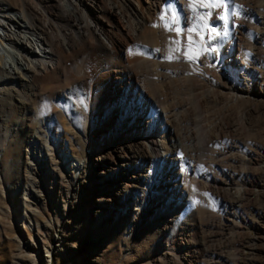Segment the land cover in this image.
Returning <instances> with one entry per match:
<instances>
[{
  "label": "bare ground",
  "instance_id": "6f19581e",
  "mask_svg": "<svg viewBox=\"0 0 264 264\" xmlns=\"http://www.w3.org/2000/svg\"><path fill=\"white\" fill-rule=\"evenodd\" d=\"M10 2L0 0V100H3L5 94L3 89H6V105L9 108L8 112L10 111L9 118H11L10 121L0 117V129L2 127L5 129L3 144L1 143L2 147H0V164L8 142L11 143L14 140L23 145L17 133L25 127L26 121L30 118L33 128L27 137L23 161L29 166H35L41 174L45 172L43 176L46 177L47 172L44 171V166L55 165L53 161H56L54 154L50 152H54L61 145L65 148L64 141L67 137L65 136L61 143H53L48 139V135L54 131L55 126L58 127V124H55L56 122L47 123L48 116L40 113V109L32 110L30 102L35 99L39 81L42 80L44 74L60 72L65 66L64 61L70 56L74 58L80 53L83 55L82 52L85 53L87 50L91 55L85 59L91 63L93 75L94 72L104 67H107L109 71L97 85H92L95 88V94L87 96L84 117L78 118V125H81L83 131V143L72 144L70 140L71 143L68 144L72 147L77 145V155L69 153L63 155L62 163L76 179L81 176L84 168L88 173L91 166L97 163L98 174H102L100 177L106 181L105 184H108L107 200L111 202L116 194L123 196L122 205L129 202V207L124 213L133 212L131 222L136 221L131 239L136 234L137 225L147 218H152L148 230L169 231L171 225L176 229V225L183 220L186 214L188 215L190 211L194 212L183 187L184 181L181 177L184 170H181L180 166L187 170V173L192 172L194 166L184 167L175 151L178 148H189L191 142V144L195 143L191 145V150L198 148L199 153L205 156L206 144L214 141V134L208 126H204L205 124L200 119H196L197 121L192 126L180 125L184 121H182L184 114L192 110L189 104L192 101L199 106L211 101L213 103L214 101L224 102L223 109L219 110L220 120H216L213 129H217L219 133L221 131L230 133L235 130L236 125L233 107L242 102L264 103V84L247 65L248 63L253 65L260 54L264 57V0H234L232 4H229L226 10H236L239 15L230 17L227 35H224L223 21L219 18L223 15V10L216 8L211 11L216 15L215 19L212 16L207 17L210 20L208 25L215 27L220 35L216 36L213 33L214 39L208 41L209 33L205 31L204 39L207 41L206 46L209 49L215 48V51L205 52L209 57L208 60L199 56L194 61L200 62L203 66L210 64L208 67L210 78L206 80L212 87L195 94L193 84H184V93L180 89L178 92L181 91L185 96L183 97L181 93V100L177 98L175 102L171 100L173 104L167 103V106L161 103L169 96V91L174 92L171 80L174 77L188 76L191 73V65L171 66L170 72L167 64L163 62L168 47V42L165 40L168 33L164 22L170 21L172 16V13L166 9L170 7L175 9L176 15L179 16L178 26L181 31L191 28L196 21L193 9L189 7L188 3L191 4L189 0H56L52 3L57 11L54 15L48 12L52 6L40 0L36 6L30 0H19L13 5ZM198 10L196 11L200 13ZM201 13L203 15V12ZM162 15L165 21L160 19ZM152 16V22H148ZM170 26L176 27V25ZM141 37L148 44L145 47L142 42L144 52H149V44L153 43V49L151 48L150 52L153 58L152 65L149 64L151 67L147 64L143 66V63L149 60H141L137 55L134 56V53L128 54ZM194 40H199V36H196ZM140 42L137 43L139 46L136 44L139 48L142 47ZM244 48L245 51H243ZM157 49L159 51H156ZM247 59L251 62H247ZM259 68V73L263 78L264 62ZM228 79H232L233 82H228ZM84 84L90 85L87 82ZM161 87L166 88V91H163ZM93 102H96L95 105H98L101 113L105 112L101 115V119L104 121L103 117H106L105 130L107 133L104 132L106 136L102 133L106 143H99L100 148L92 152L89 157L86 133L93 119L88 107ZM158 111L165 114L161 117L162 120L156 115ZM19 112H22L20 117H18ZM164 120L170 123L169 127L166 126V134H163L165 130L162 127ZM112 131L118 136L116 140L114 136L110 138ZM155 136L162 137V140L157 141ZM102 149L103 152L98 153ZM116 152L118 155L115 154ZM106 158L108 161L105 160ZM117 170L123 176L114 181L107 179V175H113ZM126 172L130 175L128 179H126ZM205 178L210 180L208 175H205ZM88 179L86 177V181ZM81 180L83 181V176ZM157 181H160L162 190L165 189L170 192V196L179 199V202H176L169 212H164L157 200L150 199L153 202L150 203V190L153 192L156 189L155 182ZM40 182L41 189L39 191L34 189L36 192L27 187L28 185L26 186L27 198L32 195L46 196L42 189L43 181ZM221 184L219 179L214 177L212 183L206 182L204 186L213 187L217 193H221L222 190L219 188ZM73 188L75 193H78L79 190L74 184ZM190 229L187 227L184 232L187 238L186 248L189 250L188 252L184 250L185 252L182 253V259L188 263L193 261L197 251L196 247L193 248L196 242L190 240L192 233L187 232Z\"/></svg>",
  "mask_w": 264,
  "mask_h": 264
},
{
  "label": "rangeland",
  "instance_id": "374dc122",
  "mask_svg": "<svg viewBox=\"0 0 264 264\" xmlns=\"http://www.w3.org/2000/svg\"><path fill=\"white\" fill-rule=\"evenodd\" d=\"M7 1H11L12 5L19 2V0ZM30 1L35 6L39 2V0ZM40 1L52 6L48 11L50 14L57 13L52 4L56 0ZM196 1L189 0L191 4L198 7L196 10L203 12V15L209 12V9L199 8L198 4L201 0ZM215 15L211 12L210 16L215 19ZM150 18L148 22H152L153 16ZM172 28L175 27L172 26ZM185 29L180 32L179 36L176 31L167 29L169 35L167 34L165 39L168 42L165 55L167 56L170 47H175L171 42L178 38L180 51L173 53L179 59L168 60L164 57L163 62L167 64L170 72L171 66L187 67L189 64L191 73L188 76L172 77L171 84L174 86V92L169 91V96L161 103L163 106L173 104L171 100L175 102L176 98L181 100L182 96H185L183 94L185 85L193 84L195 94L212 87L206 80L210 78L208 72L210 64L203 66L198 61L192 63L183 54L187 44ZM192 36L195 39L197 35L195 33L194 36L193 33ZM139 40L142 47H138L139 42L137 41L138 46L135 44L131 50L133 52L129 51L128 54L134 53L133 55H137L141 60H149V63L145 62L143 66L152 65L153 58L150 52L153 49V43L149 44V52H144L143 46L146 47L148 44L142 37ZM80 54L74 58L70 56L64 61L65 66L62 65L60 72L44 74L42 80L39 81L36 100L33 99L30 102L32 110L40 109V113L48 116L47 123L56 122L55 124H58V127L55 126L53 129L54 131L51 130L48 139L53 143H61L65 136L67 137L64 141L65 148L61 145L54 152H50L54 154L56 161H53L55 165L44 166V171L47 172L46 177L43 176L45 172L41 174L35 166H29L23 161L27 137L33 128L30 118L26 121L25 127L17 133L23 145L12 140L11 143L8 142L9 145L7 144L4 151L3 161L0 164L2 179L0 181V264H264V103L242 102L233 107L236 125L235 130L230 133L223 131L219 133L217 129H213L216 122L220 120L219 110L223 109L224 102L214 101L213 103L211 101L212 103H203V106L196 105L194 101L191 104L188 103L192 110L184 114L182 119L184 121L180 125L192 126L200 119L205 124L204 126H208L215 135H213L214 141L206 144L205 156L199 153L198 148L191 150V145L195 143L191 144L190 141H188L190 142L189 148H178L175 151L184 167L194 166L195 171L193 172L192 169L190 173L180 166L181 170H184L181 177L184 181L183 187L194 212L190 211L188 215L186 214L183 220L176 225V229L171 225L173 230L170 228L169 231L164 230V232L148 230L152 218H147L137 225L136 234L131 239L136 221L131 222L133 212L124 213L129 207V202L122 205L123 196L116 194L111 202L107 200L108 184H105L106 181L100 177L102 174H98L97 163L91 166L88 173L84 168L77 179L62 163L63 155H68V153L77 155V145L73 147L70 145V147L68 144L83 143L84 136L81 125H78V118L84 117L87 96L95 94V88L92 85H97L109 71L107 67H104L105 69H99L93 75L92 65L87 60L91 53L85 50V53L82 52L83 55ZM199 56L205 60L209 59L205 52ZM263 58L260 54L253 65L252 63L247 65L264 84V77L262 78L259 73V67L264 62ZM248 61L251 62L250 59H247ZM68 66L70 69L67 68ZM84 82L90 85L86 86ZM228 82L231 83L233 80L228 79ZM161 88L166 91V88ZM179 89L183 93L181 91L179 93ZM3 93L5 94L3 100H0V117L11 121L10 111L8 112L9 108L6 105L7 90L3 89ZM95 103L93 102L88 107V111L93 116L86 133L89 157L92 152L100 148L99 143H106L103 138V135L106 136L107 133L105 130L106 117H103L104 121L101 119V115L105 112L101 113ZM147 105L150 104L147 103ZM156 113L159 119L165 115L159 111ZM19 114L18 117L22 115V112ZM169 125L170 123L164 120L163 134L167 133ZM0 130V147H2L5 129L2 127ZM112 136L115 140L118 138L113 131L110 132V138ZM155 138L157 141L162 140V137L155 136ZM102 152L103 149L98 151V153ZM115 154L118 155V152ZM105 160L108 161L107 158ZM128 173L126 172V179L130 176ZM205 175H208L210 180L206 179ZM120 176L123 175L117 170L113 175H107V179L114 181ZM213 176L222 183L219 185L221 193H217L213 187L204 186L206 182L208 184L213 182ZM86 177L89 178L87 181ZM41 180L46 196L32 195L27 198L25 189L30 187L31 190L39 191ZM73 184L75 188H78V193H75ZM155 186L156 189L153 192L150 190L149 200L159 201L164 212L171 211L172 206L178 203L179 199L170 196V192L165 189L162 190L160 181L155 182ZM150 203L153 202L150 200ZM100 207L103 209L100 210ZM187 227L191 228L187 232L192 233L190 240L196 242L193 248L197 249L196 257L190 263L182 259V253L189 250L186 248L187 238L184 236Z\"/></svg>",
  "mask_w": 264,
  "mask_h": 264
},
{
  "label": "snow or ice",
  "instance_id": "6c2138e0",
  "mask_svg": "<svg viewBox=\"0 0 264 264\" xmlns=\"http://www.w3.org/2000/svg\"><path fill=\"white\" fill-rule=\"evenodd\" d=\"M234 0H207V2H204V0H201L199 7L201 8H207L209 9V12L205 15H201L199 12L196 11V5L191 4L190 7L193 9L194 17H195V23L193 26L189 29H187V44L185 45V51L184 56L189 61L197 60L199 55H201L203 52L208 51H215V48L209 49L207 45V41L204 39V32L207 31L209 33L208 41H211L214 39L213 33L216 36H219L220 33L216 31L215 27H209L207 22V17L211 15V10L220 8L223 10V15L220 16V20L223 21L222 27L224 28V35L228 34L227 31V25L230 17H235L239 15V12L236 10L228 11V5L232 4ZM166 11H169L172 13L170 21H165V17L162 15L160 19L164 22V27L169 30H174L177 32V35L179 36L181 29L179 28V16L176 15L175 9L170 7L166 9ZM170 25H176L175 28L170 27ZM199 29V31H197ZM196 33L197 36H199V40H194L192 34ZM175 47H170L168 54L166 56V59L173 60V59H179L178 56H174V52L180 51V41L174 40L171 42ZM131 51V50H130ZM156 51H159L158 49ZM208 195V194H205ZM199 203V201H196Z\"/></svg>",
  "mask_w": 264,
  "mask_h": 264
}]
</instances>
